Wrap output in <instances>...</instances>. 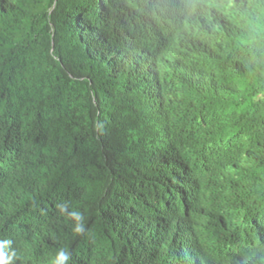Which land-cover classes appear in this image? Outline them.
<instances>
[{
	"label": "trees",
	"instance_id": "obj_1",
	"mask_svg": "<svg viewBox=\"0 0 264 264\" xmlns=\"http://www.w3.org/2000/svg\"><path fill=\"white\" fill-rule=\"evenodd\" d=\"M0 239L264 264V0H0Z\"/></svg>",
	"mask_w": 264,
	"mask_h": 264
},
{
	"label": "clouds",
	"instance_id": "obj_2",
	"mask_svg": "<svg viewBox=\"0 0 264 264\" xmlns=\"http://www.w3.org/2000/svg\"><path fill=\"white\" fill-rule=\"evenodd\" d=\"M60 210L61 212L67 211V205H61ZM70 215L76 221L83 220V215L78 211L73 210ZM82 230L83 229L80 224H77V226L73 228V232L76 234H80ZM16 258L17 253L16 250L12 247V241L10 239H0V264H14ZM144 258L148 257L145 256ZM70 260L71 256L69 252L67 250L61 249L57 253L53 264H68Z\"/></svg>",
	"mask_w": 264,
	"mask_h": 264
}]
</instances>
